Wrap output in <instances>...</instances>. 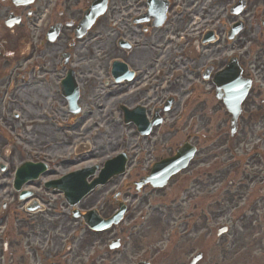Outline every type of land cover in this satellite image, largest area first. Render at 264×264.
I'll use <instances>...</instances> for the list:
<instances>
[{"label": "flooded vegetation", "instance_id": "obj_1", "mask_svg": "<svg viewBox=\"0 0 264 264\" xmlns=\"http://www.w3.org/2000/svg\"><path fill=\"white\" fill-rule=\"evenodd\" d=\"M95 1L0 0V264H165L173 255V264H190L202 252L201 264L216 245L214 220L227 214L217 202L226 192L225 169L237 160L240 147L250 145L236 139L224 161L220 140L206 135L230 132L231 116L224 110L228 119L221 123L209 115L215 128L205 129V100L212 98L218 105L225 97L216 82H225L222 74L232 59H237L236 68L227 77L240 86L249 78L241 63L242 37L247 30L254 40L264 37V0H108L104 14L88 26L84 18ZM241 2L243 10L233 15L232 7ZM237 23L245 25L239 33L238 27L233 29ZM60 44L61 49L54 47ZM99 46L109 60L103 80L93 53ZM68 77L76 81L78 103L84 104L80 107L86 115L72 127L79 135L62 147L57 140L59 114L71 118L72 125L78 121L70 107L72 88L63 91ZM97 90L100 98L92 96ZM263 107L264 102L248 100L242 105L237 134L250 131L252 113L264 117ZM130 111L128 118L125 113ZM93 117H98L96 128L114 122L120 125L116 131L125 126L135 146L122 148L129 154L140 149L137 166H128L134 175L128 186L134 191L131 204L129 195L121 199L112 193L108 203L97 207L108 219L121 201L126 204L124 221L103 231L90 230L75 219L73 209L70 224L59 210L62 204L69 208L59 182L96 167L80 165L71 154L63 158L81 146V133L88 136L93 128L85 125ZM185 144L195 147V157L165 188L154 189L147 183L154 164L174 157ZM248 163L254 166V158ZM113 181L101 187H107V196ZM166 189L168 209H178L175 228L153 231L156 223L173 221L171 216L158 217L156 209L153 218L144 216L155 193ZM181 193L188 215L182 213ZM100 196L96 194L91 207ZM213 201L218 212L211 208ZM84 202L78 205L81 214L91 209ZM152 233L157 238L153 244L148 240Z\"/></svg>", "mask_w": 264, "mask_h": 264}, {"label": "rangeland", "instance_id": "obj_2", "mask_svg": "<svg viewBox=\"0 0 264 264\" xmlns=\"http://www.w3.org/2000/svg\"><path fill=\"white\" fill-rule=\"evenodd\" d=\"M213 2V0L210 1V4ZM260 7H263V5H260ZM253 14H255L256 10L255 8L252 10ZM252 13V12H251ZM250 13V14H251ZM230 21L227 19V26L229 25ZM247 33H250V30H247L245 34L242 37V43L245 46L244 47V54L241 56L242 60L241 63L243 67L246 70V75L253 80V90L250 92L249 96L247 97V100L249 104L252 103H260L264 102V49L263 43H264V37L261 40H254L253 36L248 35ZM68 37L71 36L68 34ZM64 41V40H63ZM62 41V43H63ZM61 49V44L58 46ZM94 55L96 56V62L99 64V69L97 74H99V77L103 80L105 77V73H107V61L108 57L106 56L107 52L105 50L101 49L99 46L98 48H95ZM78 54H85L84 51H79ZM62 61L61 58L57 59V67H62ZM88 65H93L92 63H88ZM60 70V69H59ZM58 70V71H59ZM94 74V73H93ZM58 75V74H56ZM85 77V75L83 76ZM101 90V89H99ZM94 92L92 96L96 98H100L101 95L100 92ZM91 93H89L90 95ZM98 101V99H97ZM206 101V107L204 108V127L205 129H208L210 132H212L215 128V125L213 127V122L211 119H209V115L211 118L216 119L219 117L220 122L224 123L228 119V115L224 111V107L222 103L219 102L218 105H216V101H214L212 98ZM80 106H83L81 102L79 103ZM250 108L249 106H247ZM214 111L217 112L215 115L209 114V112ZM264 110V107H263ZM209 111V112H208ZM59 129H60V139L57 135V140L59 141V145L62 147H65L68 141H71L73 139V136L79 135L78 130L72 131L69 129L70 122L72 121L71 118L60 116L59 114ZM264 117L261 116L260 119H257L256 116L250 118L251 121V127L250 131L248 129H245L244 135L239 134L237 139L242 140L244 142L252 144L254 142V149H255V163L256 167L253 168L251 164H249L247 161L248 157L246 154H244L240 149L238 150V157H236L238 160L233 163V165H238L239 159H244L243 163L245 164V168H243V165L240 166L239 169H243L242 171H238L235 169V167H229L228 171H231L229 175L226 177L225 180V186L227 187V193H226V204L228 206L227 210V216H224V219L215 220L214 225H220V224H227L229 226V229H237L238 232L237 237L231 236H224L221 237V240L217 238V233L214 234V239L216 240V247L212 249L213 251L209 257H207L205 260L202 261V264H215L214 258H217V264H264ZM97 118H94L88 123V124H94L97 121ZM83 122V119H79L75 126L78 124H81ZM88 126V125H87ZM117 126H120L119 123L114 122V124L109 125V128L103 130V132H100V130L91 129L88 136H85L84 133H81L82 136V143L81 146L77 147V151L69 150L67 154H71L72 157H74V160H77V162H80L81 164H85L86 166L89 165H100L108 161L110 158H114L122 151L127 152L122 147L125 145V147L130 146L134 148L135 142H131V135H127L128 130H126L125 126L120 127L119 131H116ZM224 128V126H222ZM229 135V132H227L224 135L221 136H208V140H225L227 139V136ZM210 136V137H209ZM126 139V140H124ZM133 139H136L134 137ZM84 140V141H83ZM128 140V141H127ZM258 140V142H257ZM127 141V142H125ZM222 145L224 143L221 141ZM142 144H140L141 146ZM157 145L162 148V143H158ZM170 145V143H169ZM87 149H86V148ZM82 148V149H81ZM226 146L224 145L222 148V152L226 150ZM82 150V153H81ZM154 153H156L155 148H153ZM245 151V150H243ZM79 154L75 156L76 153ZM138 153L135 158H132L130 160L129 164H133V167L137 166L138 162V156L140 154V149L137 151H134L131 153V155H134L135 153ZM261 153V154H259ZM225 156L224 161L228 160V154L221 153ZM227 156V157H226ZM66 156L63 154V158ZM71 157V158H72ZM94 157V158H93ZM85 160V161H83ZM246 171L248 174H252L253 176H256V179L254 183H250L249 189L245 190L243 189L240 193H238V188L240 186V183H245V181L248 179V174H246ZM126 178V177H125ZM134 175L129 172V176L127 178L128 181H126L124 178V186L122 188L118 189V186L122 184L121 179L114 180L113 187L111 188V185L109 187L110 192L107 196L105 194V189L107 188H101L94 192L91 198L85 200L84 205L89 208L92 205V201L96 198V194L100 193V197L98 200V203L94 208H99L104 202H107L111 200L112 193L114 195H120L121 199L124 198L125 195H129L130 198L128 199L129 203L131 204V200L133 197V190L129 188V184H133ZM138 181V180H136ZM178 181V179H177ZM174 186V185H173ZM148 191H145L147 193ZM141 195L139 197V200L141 197L144 196ZM180 201L179 203H183L186 198L183 197V193L180 194ZM170 196V194L167 193V189L159 194L155 193L154 199L151 202L152 206L149 208V206H146L144 208V216L146 218H153L151 215L153 210H158L159 214L161 216L158 217H166L171 216V219L173 220L170 224L166 223H156L153 225L152 229L155 231L156 229L159 230L161 228H175L174 218L177 216L178 209L176 210L174 208V205H171V209H168L169 204H167L166 197ZM119 198V197H118ZM223 200V197L219 199L217 202H221ZM62 202V200H60ZM155 202V204H153ZM161 202V203H160ZM213 203V212H218L219 209L215 208V201ZM62 204V203H61ZM182 206V213L183 215H188V203L185 202ZM226 206V207H227ZM59 210L61 214H63V218L70 222L71 224V216L69 214L70 208L67 210L63 207V204L59 206ZM139 219V218H138ZM75 225H80L76 223ZM150 243H154L157 238L154 233L150 235ZM185 250V249H184ZM175 255L171 259H168V261H165V264H173ZM188 263V262H186Z\"/></svg>", "mask_w": 264, "mask_h": 264}, {"label": "water", "instance_id": "obj_3", "mask_svg": "<svg viewBox=\"0 0 264 264\" xmlns=\"http://www.w3.org/2000/svg\"><path fill=\"white\" fill-rule=\"evenodd\" d=\"M107 0H96L93 6L89 9L88 16L85 18L84 23L89 24L94 18L98 17L105 8ZM224 86L228 92V98H227V104L230 106V109L232 110L234 106H239L241 100L244 98L245 93L239 99V94L240 91L238 89L239 84L235 81H231L230 79H227L226 82L224 83ZM247 90V89H246ZM239 99V100H236ZM192 156V152L190 153ZM190 156V157H191ZM189 159V156L185 153H179L175 159L165 161L162 164L156 165L154 168V173L152 176L151 182L157 186H163L168 177L171 175H174L176 172L179 170L183 169L186 167L187 161ZM125 165V158L121 156L119 159L112 160L111 162L106 164L105 170L103 171V175H101L102 180H106L111 175L115 174H122L124 171L123 167ZM100 179V180H101ZM72 182H75L72 184V188L69 189L68 193V200H71L70 202L72 204H76V201L80 200L81 197L86 196L87 194L90 193V191L98 184L103 183L102 181L96 182L90 187L86 185V182L84 181L83 178H73L71 179ZM70 182V180L68 181ZM158 183V184H156ZM91 221H94L93 223H97V219L91 218ZM88 224H90V221H88Z\"/></svg>", "mask_w": 264, "mask_h": 264}]
</instances>
